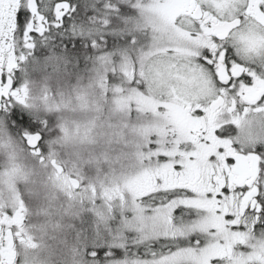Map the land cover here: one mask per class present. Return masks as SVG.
Returning <instances> with one entry per match:
<instances>
[{
	"label": "rangeland",
	"instance_id": "obj_1",
	"mask_svg": "<svg viewBox=\"0 0 264 264\" xmlns=\"http://www.w3.org/2000/svg\"><path fill=\"white\" fill-rule=\"evenodd\" d=\"M100 1L73 0L75 12L69 13L67 31L53 29L46 34L56 37L75 32L74 36L93 53L89 61L84 57L70 61L66 57L69 47H65L51 48L53 52L43 56L42 61L34 60L33 53L29 62L19 64L18 80L27 88L20 100L29 105L33 117L51 124L55 144L62 154L71 155L70 160L60 157L57 162L63 167L62 175L56 176L49 168L47 171L33 169L29 176L35 184L36 201L29 228L32 238H27L28 248L22 264H56V261L95 264L96 260L90 256L92 250L85 252L91 238H122L123 241L136 238L144 242L170 229L171 223L154 220L151 206L140 198H146L147 192L159 187L175 186L168 179L169 172L174 171L173 164L183 163L185 170L190 171L200 160L224 156L221 149L225 145L236 142L243 148L244 141L250 142L255 137V128L248 126L238 135L229 134L213 146L210 145L217 140L208 144V136L204 137L205 141L189 142L186 116L178 111L175 103L189 101L194 108L201 99L211 98L214 89L205 85L175 93L151 80L132 82L133 62L139 74L149 57L140 55L141 50L132 56L121 48L100 52L89 43L106 32L122 36L125 31H135L149 34L143 50L155 51L157 45L167 47L166 38H152L154 0H128L133 9L130 17L118 14L120 0H103V3L107 1L103 5ZM110 1L117 6H109ZM110 22L113 23L109 31L105 26ZM46 43L39 46L45 47ZM41 62L44 64L40 65ZM255 121V118L248 120ZM229 132L234 131L231 128ZM188 143L194 150H190ZM157 153L171 159L166 163ZM59 165L55 167L60 169V174ZM70 179L78 181L76 188ZM226 199L200 200L198 205L208 211L193 215L205 228H214L223 234L225 243L214 249V254L222 259L228 257L233 264H264V249L260 248L264 238H253V234L264 235L252 232L249 227L247 231L242 228L230 231L229 222L222 214L216 215L213 207Z\"/></svg>",
	"mask_w": 264,
	"mask_h": 264
},
{
	"label": "snow or ice",
	"instance_id": "obj_2",
	"mask_svg": "<svg viewBox=\"0 0 264 264\" xmlns=\"http://www.w3.org/2000/svg\"><path fill=\"white\" fill-rule=\"evenodd\" d=\"M41 9V0H0V101L3 103L0 114L6 116L10 128L18 132L43 160L41 153L50 123L37 120L20 107L22 86L17 78L16 60L23 57L18 58L15 49L9 46L10 38H19L26 49L34 48L36 41L47 40L46 33L53 29L67 31L69 13L75 12V8L68 0H56L47 14ZM117 11L128 14L131 9L118 6ZM152 16V38H166L167 47L157 45V50L145 51L149 34L135 31H125L122 36L106 32L89 44L93 49L97 44L108 50L125 49L129 56L141 50L140 55L149 57V62L139 74L133 62L131 81L136 84L151 80L175 93L209 85L217 95L227 93L242 103L255 105L253 110L256 112L264 111V0H154ZM112 23L105 26L109 31ZM203 111L200 109L196 115L200 116ZM157 155L166 163L171 159L160 153ZM247 155L255 159V176L235 188L229 186L225 173L222 185L213 184V189L218 187V191L201 192L191 183L184 182L174 187H159L147 192L146 198L141 197V201L151 206L154 220L169 222L172 226L139 245L146 249L150 247L151 251H146L132 264H233L228 257L222 259L214 254L213 250L225 243L223 234L214 228H205L202 222L193 218L196 212L208 211L198 205L200 200L221 201L231 195L247 198L245 215L255 219L252 231L264 235V148H256ZM224 165L234 168L236 156L225 155ZM172 167L178 175L185 172L183 163ZM220 214L217 207L216 215ZM224 218L229 222L230 231H240L242 227L247 231L246 224L235 223L236 214L227 213ZM4 246V236L0 234V248ZM260 248L264 249V245ZM121 250H127V247ZM233 255L243 257L244 254ZM90 256L103 264L120 257L121 251L100 248L90 252ZM0 264L7 262L0 258Z\"/></svg>",
	"mask_w": 264,
	"mask_h": 264
},
{
	"label": "flooded vegetation",
	"instance_id": "obj_3",
	"mask_svg": "<svg viewBox=\"0 0 264 264\" xmlns=\"http://www.w3.org/2000/svg\"><path fill=\"white\" fill-rule=\"evenodd\" d=\"M126 1L124 0L123 3L126 4ZM55 2L56 0H41L42 12L47 14ZM68 3L73 7V0H68ZM142 5H144L143 2ZM129 13L123 14V16L130 17ZM39 43L46 42L41 38L36 41L35 47ZM9 46L15 49L18 58L23 57L22 60H16V71L18 72L19 64L29 62L35 47L24 48L19 42V38L16 40L10 38ZM26 91L27 88L22 86L19 95L25 94ZM233 99H235V104H233ZM175 104H177L178 111L189 119L187 120L186 117L184 119L189 127L191 137L189 142H192V140L205 141L204 137L208 136V144L212 140H217L215 144L210 145L213 146L220 143L223 138H228L229 134L238 135L240 130L248 126L255 128V137L250 142L242 139L246 144L243 145V148L239 147L236 142L231 143L230 146L225 145L221 149L224 156L217 159L208 157L206 160H200L193 167H190V171L185 170L183 175L170 171L168 174L169 182H172L175 186L188 182L200 191H207L208 189L218 191V187L213 189V184L222 185L225 180V173L227 174L229 186L233 188L254 178L256 171L255 159L247 153L256 148H264V111L256 112L253 110L256 107L255 105L242 103L239 98H234L227 93L217 95L215 91L211 98L201 99L200 102L194 105V108L189 101H182L180 104L179 100V104ZM2 107L3 103L0 101V108ZM20 107L33 116L27 103L22 102ZM245 108L248 109L247 112H245ZM200 109H204V111L200 116H197L196 113ZM251 118H255L256 121L253 123L248 122ZM50 127L47 129V138L41 153L43 160H41L40 155L35 154L24 138L10 128L6 116L0 114V234L4 236L5 240V246L0 248V258L6 261L7 264L23 263L25 250L28 248L27 238H32L29 228L30 220L34 218L32 207L36 199L33 190L35 184L32 179H29V173H33V169L47 171L51 168L55 171L56 176H60L63 173V167L57 163L59 158L70 160L71 157L68 153H61L60 147L54 141L55 133L50 130ZM231 128L234 132H229ZM192 150L194 149L192 148ZM240 153L243 156H239ZM225 155L236 156L237 165L234 168L225 167ZM74 158H77V154L74 155ZM55 164L62 168L60 174ZM42 175L45 174L42 173ZM65 176L68 179L70 178L67 174ZM226 198L222 204L218 203L213 207L214 211L216 212L217 207H219L223 219H225L227 213L236 214L237 220L235 223L242 226L246 224L252 231L255 219L252 215H245V209L248 206L247 198L240 199L238 195L226 196ZM241 217H244V219H241ZM253 238L264 237L255 233ZM258 257H261V254Z\"/></svg>",
	"mask_w": 264,
	"mask_h": 264
},
{
	"label": "trees",
	"instance_id": "obj_4",
	"mask_svg": "<svg viewBox=\"0 0 264 264\" xmlns=\"http://www.w3.org/2000/svg\"><path fill=\"white\" fill-rule=\"evenodd\" d=\"M115 1H118V0H115ZM115 4L116 3H114L113 1H110V4H108V5L112 6ZM74 34H76V33L71 32L68 35H64V34L56 35V37L47 35L48 36V39H47L48 42L46 43V46L45 47L41 46V45L39 46V44H40L39 43L34 48V55H35L34 60L42 61L44 59V57H46L48 52L49 53L53 52L52 50H50L51 48H55L57 50H60V49L65 48V47H69L68 52L66 54V57L70 61L73 62L74 60H77L79 57H80V59H82V57L87 58L89 61V59L92 58L93 53L91 52L90 49H86L84 46V42L82 40H80V38H77L76 36H74ZM77 40H79V46H77ZM101 45H99V47ZM43 52H45V53L43 54ZM86 53H88V56H86ZM38 54H40V55H38ZM42 64H44V62L40 63V65H42ZM31 65H32V63L29 64V69L31 68ZM74 69H75V71L78 70L76 65L74 66ZM81 69H82V67H81ZM84 76H86V75H84ZM141 244H143V241L140 239H136V238L135 239L130 238V239H127L126 241H123L122 238H91V244L85 245V252L88 251V249L95 251V250H98L100 248H106V250L110 249V250H115V251H121L120 257H114L111 260H106L103 262V264H107V263L108 264H114L117 262H123V264H128V262L130 260L131 261L138 260L143 256V254L146 251H151L150 247L147 249L142 247V246L138 247ZM125 247H127V250H121L122 248H125ZM137 252H139L140 255H137ZM94 259L96 260L95 264H102V262L100 260H98L96 258H94ZM86 261H88V260H86ZM56 264H64V263H62L60 261H56ZM66 264H68V263H66Z\"/></svg>",
	"mask_w": 264,
	"mask_h": 264
},
{
	"label": "water",
	"instance_id": "obj_5",
	"mask_svg": "<svg viewBox=\"0 0 264 264\" xmlns=\"http://www.w3.org/2000/svg\"><path fill=\"white\" fill-rule=\"evenodd\" d=\"M33 11L35 12V6H33ZM57 169H58V171H60L59 168H57ZM70 183H71V185H72L74 188H76V187L78 186V181H77L76 179H70Z\"/></svg>",
	"mask_w": 264,
	"mask_h": 264
},
{
	"label": "bare ground",
	"instance_id": "obj_6",
	"mask_svg": "<svg viewBox=\"0 0 264 264\" xmlns=\"http://www.w3.org/2000/svg\"><path fill=\"white\" fill-rule=\"evenodd\" d=\"M99 74V73H98Z\"/></svg>",
	"mask_w": 264,
	"mask_h": 264
}]
</instances>
